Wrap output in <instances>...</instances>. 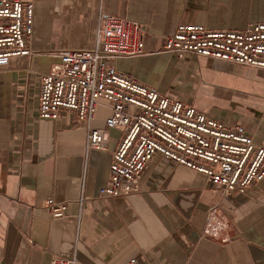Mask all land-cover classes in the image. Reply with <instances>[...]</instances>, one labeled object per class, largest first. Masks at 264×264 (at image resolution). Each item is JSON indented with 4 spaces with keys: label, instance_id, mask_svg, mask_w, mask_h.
Listing matches in <instances>:
<instances>
[{
    "label": "crops",
    "instance_id": "obj_1",
    "mask_svg": "<svg viewBox=\"0 0 264 264\" xmlns=\"http://www.w3.org/2000/svg\"><path fill=\"white\" fill-rule=\"evenodd\" d=\"M21 1L33 5L27 46L39 55L0 64V264H264V179L245 195L222 194L203 174L155 154L138 193L102 198L124 133L108 130L106 151H86V123L63 110L54 121L38 118L40 77L52 63L45 55L92 49L99 11L144 26L146 51L156 52L180 24L242 31L263 23L264 0ZM114 66L264 145V70L166 53ZM100 104L91 129L111 116ZM48 200L65 205L64 218H51ZM213 207L226 223L219 238L202 235Z\"/></svg>",
    "mask_w": 264,
    "mask_h": 264
},
{
    "label": "built area",
    "instance_id": "obj_2",
    "mask_svg": "<svg viewBox=\"0 0 264 264\" xmlns=\"http://www.w3.org/2000/svg\"><path fill=\"white\" fill-rule=\"evenodd\" d=\"M33 5L0 0V64L12 58L38 56L27 46L32 35ZM141 24L99 11L92 49H69L45 55L52 59L40 77L38 118L57 120L67 111L87 124L85 150L106 151L108 130L124 137L111 154L108 183L102 198L138 193L140 178L155 154L203 174L222 194L245 195L264 179V145H257L240 125L228 126L193 107L161 95L118 72L117 60L166 53L187 55L264 70V22L242 31L213 30L203 25H178L156 52L145 48ZM111 112L104 129H91L100 101ZM85 199L81 193L78 217ZM51 218L65 217V205L48 200ZM226 223L217 208L207 212L202 235L219 238ZM225 241V239H223ZM49 264H76L74 258L52 257ZM125 264H138L130 259Z\"/></svg>",
    "mask_w": 264,
    "mask_h": 264
}]
</instances>
